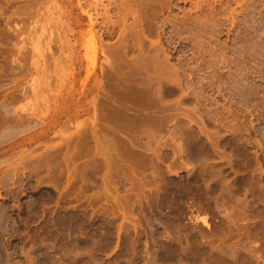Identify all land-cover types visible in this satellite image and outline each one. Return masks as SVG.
I'll list each match as a JSON object with an SVG mask.
<instances>
[{"label": "rangeland", "instance_id": "374dc122", "mask_svg": "<svg viewBox=\"0 0 264 264\" xmlns=\"http://www.w3.org/2000/svg\"><path fill=\"white\" fill-rule=\"evenodd\" d=\"M0 264H264V0H0Z\"/></svg>", "mask_w": 264, "mask_h": 264}, {"label": "bare ground", "instance_id": "6f19581e", "mask_svg": "<svg viewBox=\"0 0 264 264\" xmlns=\"http://www.w3.org/2000/svg\"><path fill=\"white\" fill-rule=\"evenodd\" d=\"M157 78V77H156ZM157 81V80H156ZM147 89V88H146ZM151 91V90H150ZM155 91H157L156 89H155ZM153 93V92H152ZM155 94H157L156 92H155ZM154 94V95H155ZM160 96V95H159ZM157 97V96H156ZM152 98V97H151ZM158 98V97H157ZM160 98V97H159ZM143 99V98H142ZM149 99V98H148ZM160 100V99H159ZM120 101V100H119ZM150 101H151V99H150ZM147 102V101H146ZM132 103V102H131ZM136 103V102H135ZM137 104V103H136ZM116 113V112H115ZM114 113V114H115ZM118 113V112H117ZM120 113V112H119ZM120 114H122V112L120 113ZM126 114V113H125ZM117 115V114H116ZM129 118V117H128ZM117 119V118H116ZM119 119V118H118ZM127 119V118H126ZM126 121V120H125ZM122 123V122H121ZM125 124H126V122H125ZM122 125V124H121ZM120 126V125H119ZM123 126V125H122ZM124 127V126H123ZM117 128H119V127H117ZM124 128H126V127H124ZM204 220V219H203Z\"/></svg>", "mask_w": 264, "mask_h": 264}]
</instances>
